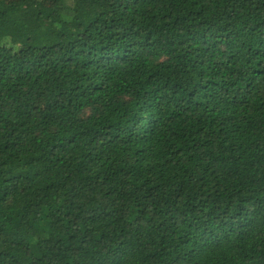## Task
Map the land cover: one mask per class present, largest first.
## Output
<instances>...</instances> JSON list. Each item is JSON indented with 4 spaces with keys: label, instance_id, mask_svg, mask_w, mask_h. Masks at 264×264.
<instances>
[{
    "label": "trees",
    "instance_id": "1",
    "mask_svg": "<svg viewBox=\"0 0 264 264\" xmlns=\"http://www.w3.org/2000/svg\"><path fill=\"white\" fill-rule=\"evenodd\" d=\"M0 264H264V0H0Z\"/></svg>",
    "mask_w": 264,
    "mask_h": 264
}]
</instances>
